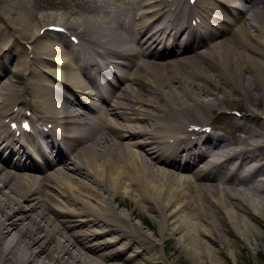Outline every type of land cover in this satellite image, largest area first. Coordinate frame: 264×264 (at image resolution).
Masks as SVG:
<instances>
[{
	"label": "bare ground",
	"instance_id": "bare-ground-1",
	"mask_svg": "<svg viewBox=\"0 0 264 264\" xmlns=\"http://www.w3.org/2000/svg\"><path fill=\"white\" fill-rule=\"evenodd\" d=\"M54 24L80 30L81 56L41 34ZM1 58L0 152L25 95L56 132L16 145L48 155L44 173L0 155V264H214L258 235L264 131L246 122L264 116V0H0ZM85 63L111 72L108 97ZM228 97L249 109L231 134L193 138Z\"/></svg>",
	"mask_w": 264,
	"mask_h": 264
},
{
	"label": "rangeland",
	"instance_id": "rangeland-1",
	"mask_svg": "<svg viewBox=\"0 0 264 264\" xmlns=\"http://www.w3.org/2000/svg\"><path fill=\"white\" fill-rule=\"evenodd\" d=\"M52 12L51 10H49ZM59 13H63L62 10H58ZM54 23L58 22L57 19L53 20ZM226 109H238L244 113V111L249 110L246 101H244L242 98H226V103L222 107V110ZM250 112V111H248ZM256 118L254 120H249L246 123L250 126L254 127L255 130L261 131L263 129L262 127V121L260 120L259 116H255ZM223 125V123H220ZM150 216V215H149ZM151 217V218H150ZM147 217V222H151L155 224V221L153 220L152 216ZM140 220V219H137ZM253 223L256 225V230L258 235L255 236L251 232L250 240H247L244 235H241L242 240H238V238L233 237L234 240V246L232 250L228 251V255L225 257L218 256L216 263L214 264H264V221L263 223L258 221V218L255 217V220H252ZM157 226V225H156ZM153 231V230H150ZM158 241V249L161 250L162 246L160 245L159 237H156ZM168 251L171 250L170 247L167 248ZM172 251V250H171ZM159 254L162 255V252ZM146 262L145 264H147ZM162 264H168L166 261H164ZM173 264H184V263H173ZM189 264V263H186ZM194 264V263H192ZM202 264H213L209 260H206Z\"/></svg>",
	"mask_w": 264,
	"mask_h": 264
}]
</instances>
